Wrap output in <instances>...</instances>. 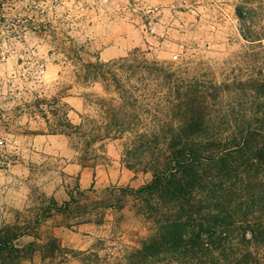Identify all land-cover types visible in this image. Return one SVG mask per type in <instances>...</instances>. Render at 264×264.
Listing matches in <instances>:
<instances>
[{
  "label": "rangeland",
  "instance_id": "rangeland-1",
  "mask_svg": "<svg viewBox=\"0 0 264 264\" xmlns=\"http://www.w3.org/2000/svg\"><path fill=\"white\" fill-rule=\"evenodd\" d=\"M131 6L0 0V264H168L143 252L154 224L116 191L152 179L149 152L179 103L170 78L264 74V0ZM97 61L122 64L119 83L87 77ZM135 61L147 68L128 70ZM253 97L224 95L212 115L244 114Z\"/></svg>",
  "mask_w": 264,
  "mask_h": 264
},
{
  "label": "trees",
  "instance_id": "trees-1",
  "mask_svg": "<svg viewBox=\"0 0 264 264\" xmlns=\"http://www.w3.org/2000/svg\"><path fill=\"white\" fill-rule=\"evenodd\" d=\"M118 65L89 63L86 75L114 77ZM126 67L147 68L136 61ZM168 83L179 103L172 105L175 118L163 121L164 148L149 152L152 179L116 191L132 198L138 213L154 224L143 252L168 264L259 263L264 247V100L257 98L264 99V74L207 86L195 79L170 78ZM235 93L254 96L244 114L229 106L221 116L212 115L216 101Z\"/></svg>",
  "mask_w": 264,
  "mask_h": 264
},
{
  "label": "built area",
  "instance_id": "built-area-1",
  "mask_svg": "<svg viewBox=\"0 0 264 264\" xmlns=\"http://www.w3.org/2000/svg\"><path fill=\"white\" fill-rule=\"evenodd\" d=\"M81 10L89 8L106 9L111 14L121 15L131 13V0H78ZM16 38V37H14Z\"/></svg>",
  "mask_w": 264,
  "mask_h": 264
}]
</instances>
